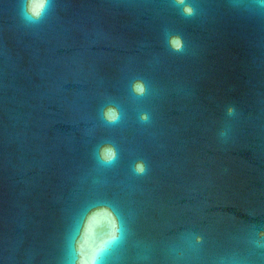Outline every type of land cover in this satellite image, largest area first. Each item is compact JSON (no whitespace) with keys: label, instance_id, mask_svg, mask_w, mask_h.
<instances>
[{"label":"water","instance_id":"1","mask_svg":"<svg viewBox=\"0 0 264 264\" xmlns=\"http://www.w3.org/2000/svg\"><path fill=\"white\" fill-rule=\"evenodd\" d=\"M34 2L0 0V264H264V0Z\"/></svg>","mask_w":264,"mask_h":264},{"label":"snow or ice","instance_id":"2","mask_svg":"<svg viewBox=\"0 0 264 264\" xmlns=\"http://www.w3.org/2000/svg\"><path fill=\"white\" fill-rule=\"evenodd\" d=\"M35 10L36 11H39V8H40V4L39 3H36L35 4ZM100 220H104V221H107L109 223L112 222V218H111V215L107 212V210H100L99 212H97L93 218H92V223H95V222H98Z\"/></svg>","mask_w":264,"mask_h":264},{"label":"clouds","instance_id":"3","mask_svg":"<svg viewBox=\"0 0 264 264\" xmlns=\"http://www.w3.org/2000/svg\"><path fill=\"white\" fill-rule=\"evenodd\" d=\"M181 2H183V0H181ZM36 3H39L40 4V7H42V0H35L34 6H35ZM185 11L190 12V9H185ZM173 44H174V46L176 48H179L180 47V42L178 40H174L173 41ZM138 90L142 92V88H140L139 86H138ZM92 264H95V258L93 259Z\"/></svg>","mask_w":264,"mask_h":264}]
</instances>
